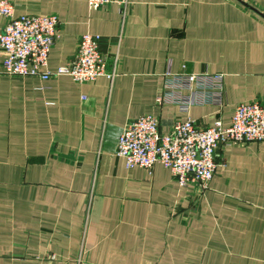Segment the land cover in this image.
<instances>
[{
    "label": "crops",
    "instance_id": "1",
    "mask_svg": "<svg viewBox=\"0 0 264 264\" xmlns=\"http://www.w3.org/2000/svg\"><path fill=\"white\" fill-rule=\"evenodd\" d=\"M12 1L17 15L59 16L52 71L90 32L118 74L13 76L0 49V264H264V143L221 147L203 190L115 153L141 115L168 132L264 101V0H130L126 15L115 3ZM168 71L222 74L223 105L160 103Z\"/></svg>",
    "mask_w": 264,
    "mask_h": 264
},
{
    "label": "built area",
    "instance_id": "2",
    "mask_svg": "<svg viewBox=\"0 0 264 264\" xmlns=\"http://www.w3.org/2000/svg\"><path fill=\"white\" fill-rule=\"evenodd\" d=\"M92 10L118 4L126 15L130 0H86ZM0 16L7 18L0 32L5 73L13 76L69 75L78 83L100 77L113 80L118 57L109 59L101 50L100 34L83 33L72 59L55 71L49 68L50 51L60 36V18L53 14H16L12 0H0ZM160 103H175L188 112L194 104L209 101L223 105L224 77L219 73H166ZM189 91V94H185ZM264 143V101L253 100L236 105L230 122L218 116L212 124L200 126L193 119L177 121L164 132L160 118L144 114L130 119L122 127L115 153L128 167L152 169L160 163L169 169L182 187H208L218 166V150L227 145Z\"/></svg>",
    "mask_w": 264,
    "mask_h": 264
}]
</instances>
